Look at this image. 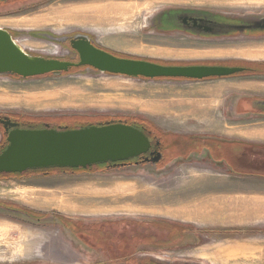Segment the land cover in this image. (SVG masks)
Segmentation results:
<instances>
[{
  "label": "rangeland",
  "instance_id": "rangeland-1",
  "mask_svg": "<svg viewBox=\"0 0 264 264\" xmlns=\"http://www.w3.org/2000/svg\"><path fill=\"white\" fill-rule=\"evenodd\" d=\"M111 6L127 8L125 25L113 28ZM184 12L192 16L181 17ZM262 25L264 0L0 1V28L29 55L77 61L69 40L84 35L114 54L162 65H242L261 70L235 74L239 77L264 75ZM209 80L130 78L89 67L32 78L0 75V115L30 117L42 126L142 120L159 132L156 135L161 137L164 155L155 165L131 162L103 171L0 178V205L24 208L37 217L55 212L98 216L114 224L108 225L110 233L91 229L85 233L60 225H36L0 210V264H126L123 258L130 253L152 259L161 256L169 264L181 260L228 264L222 254L225 249L228 255L227 240L243 235L241 228L246 226L198 225L204 224L205 217L193 218V213L175 209L189 203L206 208L215 201L205 190L186 186L192 179L205 177L209 157L205 150L203 154L196 151L194 144L180 147L181 141L190 143L193 137L178 134L180 112H186L178 104L204 93L211 87ZM172 115L174 118L169 117ZM193 152L201 155H190ZM98 185L108 190L113 187V203L126 191L133 198L146 191L148 201L139 199L126 207L113 204V209L126 211H97L95 206L107 193ZM92 188L101 191L97 201L88 194ZM142 208L155 213L140 212ZM160 209L164 213H156L163 211ZM145 222L184 225H142ZM259 227L261 244H256L261 247L247 239L241 248L247 247L246 252L239 254L245 262L236 264H264V225L254 228ZM120 233L132 240L127 247ZM223 238H227L225 242ZM231 241L242 244L244 240ZM110 243L119 252L125 250L124 255L109 257Z\"/></svg>",
  "mask_w": 264,
  "mask_h": 264
},
{
  "label": "crops",
  "instance_id": "crops-1",
  "mask_svg": "<svg viewBox=\"0 0 264 264\" xmlns=\"http://www.w3.org/2000/svg\"><path fill=\"white\" fill-rule=\"evenodd\" d=\"M110 15L113 19V13ZM210 80L211 87L204 93H196L197 98H184L175 106L177 107L178 104L181 111H186L180 112L181 127L178 134L193 137L190 143L186 140L181 141L183 146L180 147H187L186 144L194 147V144L196 151L200 149L202 150L200 153L203 154L205 150L209 157L205 177L192 179L186 186L195 187L200 192L205 190V194L215 201L212 202V206L208 205L206 208L203 206L195 208V205L189 203L190 210L187 209L186 204H179V207H185L179 209L193 213L191 216L193 218L205 217L203 223L218 222L227 225H243L246 228L264 225V117L260 116L264 113L262 112L264 100H261L264 99V75L242 77L232 75ZM169 117L174 118L173 115ZM200 153L193 152L190 155L198 156L201 155ZM98 187L107 193L95 206L94 210L97 211L111 210L113 204L121 203L126 207L135 204L139 199L148 201L146 191L134 198L131 195L129 197V192L126 191L122 199L116 198L118 201L113 203L115 200L113 187L110 188L111 190L100 185ZM100 192L92 188L88 194L91 200L97 201L95 197ZM219 199L222 200L221 203H218ZM175 209L179 210L177 207ZM118 210L125 209H113V212ZM160 210L163 211L156 213H164L165 209ZM140 212L149 213L150 210L142 208ZM196 213H204L205 216L196 215ZM259 229L260 233L253 243L258 248L261 246L256 242L261 244L262 238L261 227ZM227 241L229 242L226 248L228 255L225 249L222 253L224 261L227 260L228 264L244 263L245 258H241L239 254L246 252L247 247L241 249L246 240L242 244ZM229 252H232V255Z\"/></svg>",
  "mask_w": 264,
  "mask_h": 264
},
{
  "label": "water",
  "instance_id": "water-1",
  "mask_svg": "<svg viewBox=\"0 0 264 264\" xmlns=\"http://www.w3.org/2000/svg\"><path fill=\"white\" fill-rule=\"evenodd\" d=\"M70 47L77 54V61L29 55L8 31L0 28V75L32 78L89 67L101 73L130 78L200 81L232 76L246 69L207 64L162 65L145 59L119 57L96 46L84 35L71 39ZM0 124L6 141L0 152V174H23L27 170L48 168L85 169L104 163L120 165L138 157H142L143 163L155 165L162 158L160 152L154 156L151 153V158L144 157L151 147L149 138L142 130L121 120L77 129L66 126L55 129L48 124L31 129L18 128L17 119L11 121L9 116L0 115ZM158 144L159 140L156 141Z\"/></svg>",
  "mask_w": 264,
  "mask_h": 264
},
{
  "label": "flooded vegetation",
  "instance_id": "flooded-vegetation-1",
  "mask_svg": "<svg viewBox=\"0 0 264 264\" xmlns=\"http://www.w3.org/2000/svg\"><path fill=\"white\" fill-rule=\"evenodd\" d=\"M180 15L181 14H179V13L177 14V16H180ZM186 15L187 16H192V14L189 15L186 12H184L181 17H186ZM193 17H196V16H193ZM165 18H166V16H165ZM9 117L11 118V121H15L16 120V118H14V117H11V116H9ZM17 122L19 123L18 128H26V127H24L22 125V123L18 119H17ZM48 126H49V124H48ZM10 129H12V128H10ZM152 130L155 132L154 129H150V131H152ZM0 134L2 136V139L5 138L4 129H3L1 124H0ZM146 136L150 140L151 147H150L149 151L144 155V157L151 158L152 156H154V154H156V152H160L162 154V158H161L160 161H162L163 158H164V155L162 153L163 146H162L161 140H159V144L156 145L157 139H156L155 135L148 134ZM3 146H6V144H4V140H1L0 141V147H3ZM151 153H152V156H151ZM141 159H142V157H138V158L133 159V161H131V162L133 164H135V165H149L150 164V162H145V163L141 162ZM131 162H129V160L126 161V162H122L123 165L121 163H120V165H118L119 163H117L116 165L113 166V168L123 167V166L129 165V164L131 165L132 164ZM0 210L4 211V212H7L9 214H12L16 218L24 219V220H26L28 222H31V223H34L36 225H60L62 228H66L67 230H69L71 228L74 229V230H79V231H85L87 229H91V231L96 230L95 232H99V231L102 232L103 231V232H109L110 233V231L108 229V225H114L113 221H110V220H107V219H100L98 216H90V217H88V215H78V216L66 215L65 216V215L57 214L55 212H52V213L50 212L49 215L42 216V217H39V216L37 217V216L33 215L32 213L28 212L27 209L14 208V207H11V206H8V205H0ZM142 225H184V224H180V223H168V224H165V223H149V222H145ZM198 225H227V224L218 223V222H207V223L198 224ZM242 230H243L242 231L243 235H240V236H237V237H233V238H229L228 240H231V239H233V240H247V239L255 240L256 237H257L256 235H258V233H260V229L257 230L254 227L251 228V229H242ZM212 231H215V230L212 229ZM232 232L237 233V231H235V230H232ZM85 233H86V231H85ZM225 233H228V232H225ZM245 235H247L246 239H245ZM119 236L123 237L122 238L123 240H121V241L126 243L125 247L128 246V244H127L128 242L132 241L127 235H125L123 233H120ZM226 239L227 238H223V242H225ZM115 244L117 245V243H115ZM107 251H108V254L110 255L109 257L113 256V259L118 254L119 255H121V254L124 255L123 253H125V250L119 252L117 250L116 246L113 247V243H110V245L108 246V250ZM151 257H153V256L151 255ZM121 258L122 257H120V259ZM153 258L154 259H152L150 257H145L144 254L130 253V254H127L125 256V258H123V259H125L126 262L127 261L129 262V263L127 262L126 264H169L167 262H164L166 260L163 257H161V256H155ZM179 262H181V263H174V264H201V263H196L197 261L195 263L192 262V261H182V260L179 261Z\"/></svg>",
  "mask_w": 264,
  "mask_h": 264
},
{
  "label": "trees",
  "instance_id": "trees-1",
  "mask_svg": "<svg viewBox=\"0 0 264 264\" xmlns=\"http://www.w3.org/2000/svg\"><path fill=\"white\" fill-rule=\"evenodd\" d=\"M115 55L119 56V57L132 58V57L122 56V55H117V54H115ZM245 64H249V63H244L243 65H245ZM210 65H215V64H210ZM216 65H218V64H216ZM77 68H81V67H77ZM77 68H71L70 70L77 69ZM257 72H261V70L257 69V68L246 67V69L240 73H251L252 74V73H257ZM240 73H237V74H240ZM11 117L18 119L22 123V125L26 128H31V129L43 128V126H42L43 124L39 120L31 119L30 117H15V116H11ZM125 123L130 124V125L138 128V129L142 130L146 135L153 134L156 136L157 140H161V137L156 135V133H159V132L155 128L154 129L156 132H154L153 130L150 131V129H153V127L151 125H149L147 122H144L142 120L137 121L135 119L133 121H125ZM59 125H66L67 129H77V128H82V127L88 126V124L83 125V124H78L77 122L68 123V124H66V123L65 124H57V123L49 124L50 128H55V129H59V127H60ZM2 140H4V144H6L5 138H3ZM4 147L5 146L0 147V151L3 150ZM131 161H133V159L129 160V162H131ZM113 166L114 165L112 163H104V164H96V165L87 167L85 169H83V168H48V169L27 170L23 174H18V173L5 174V173H3V174H0V178H3V177H21V176H29V175L48 176L50 174H55V173H57V174H59V173L60 174H75V173H79V172L103 171V170H107L109 168H113ZM40 215L46 216V214L45 215L40 214Z\"/></svg>",
  "mask_w": 264,
  "mask_h": 264
},
{
  "label": "bare ground",
  "instance_id": "bare-ground-1",
  "mask_svg": "<svg viewBox=\"0 0 264 264\" xmlns=\"http://www.w3.org/2000/svg\"><path fill=\"white\" fill-rule=\"evenodd\" d=\"M126 14H127L126 7H122V6L113 7V28H115L117 25H125V23L128 21L127 18L128 15L126 16ZM187 209H189L188 206Z\"/></svg>",
  "mask_w": 264,
  "mask_h": 264
}]
</instances>
